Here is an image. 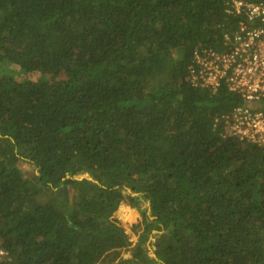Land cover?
Wrapping results in <instances>:
<instances>
[{"label": "trees", "instance_id": "obj_1", "mask_svg": "<svg viewBox=\"0 0 264 264\" xmlns=\"http://www.w3.org/2000/svg\"><path fill=\"white\" fill-rule=\"evenodd\" d=\"M232 1L0 0L10 264H264V146L221 135L237 93L188 79L244 20Z\"/></svg>", "mask_w": 264, "mask_h": 264}, {"label": "built area", "instance_id": "obj_2", "mask_svg": "<svg viewBox=\"0 0 264 264\" xmlns=\"http://www.w3.org/2000/svg\"><path fill=\"white\" fill-rule=\"evenodd\" d=\"M231 11L242 13L234 31L224 34L228 48L195 49L188 79L195 86L216 90L221 84L237 93L242 104L224 116L222 136L264 146V112L252 105L264 98V0H233ZM0 241V264H10Z\"/></svg>", "mask_w": 264, "mask_h": 264}, {"label": "rangeland", "instance_id": "obj_3", "mask_svg": "<svg viewBox=\"0 0 264 264\" xmlns=\"http://www.w3.org/2000/svg\"><path fill=\"white\" fill-rule=\"evenodd\" d=\"M24 168H25V170H26L27 173H30V172H32V170H33L32 165H29V164H27V163L24 164ZM69 193H70V198L73 199V198L75 197V194H76L77 192H75L74 190H71V191H69ZM74 199H75V198H74ZM119 204H123V205H127V206L131 207V208L133 209V211L136 212V214H137V216H138V219H137V220H132V221L130 222L131 224H129L128 226H125L124 223H126L127 221L124 220V219H123V221H119V220L115 219V217H112V216H110V219H113V220L117 221V222H118V223H119V224H120V225L126 230L127 234L129 235V239H130V241H131L132 239H135V241H137L138 236H139L141 230H139L138 233H134V231H133V227L142 221V218H143L142 212L139 210V208H137V207H135V206H132V205H130V204H127L126 202H124V200H123V201H120ZM146 205H147V204H145V203H141V208H144ZM135 243H136V242H135ZM135 243H134V244H135ZM133 246H134V245H130L127 249H126V248L124 249V251H126V253H124V256L122 255L124 259H128V258H126L127 255H128L127 253H129V254H130V257H131L132 247H133ZM146 246L149 248V252H151V254L153 255V252H152V250H151V249H152L151 243L148 242V243L146 244ZM122 252H123V251H122Z\"/></svg>", "mask_w": 264, "mask_h": 264}, {"label": "bare ground", "instance_id": "obj_4", "mask_svg": "<svg viewBox=\"0 0 264 264\" xmlns=\"http://www.w3.org/2000/svg\"><path fill=\"white\" fill-rule=\"evenodd\" d=\"M134 214H135V212H133L132 210L131 211H128V212H126V218L128 220H131L133 218V216L135 217Z\"/></svg>", "mask_w": 264, "mask_h": 264}, {"label": "crops", "instance_id": "obj_5", "mask_svg": "<svg viewBox=\"0 0 264 264\" xmlns=\"http://www.w3.org/2000/svg\"><path fill=\"white\" fill-rule=\"evenodd\" d=\"M126 231V230H125ZM136 241H135V239H132L131 240V245H134V243H135ZM124 253H126V251H124V249H123V252H122V255L124 256ZM128 255H127V257L126 258H129L130 257V254L129 253H127Z\"/></svg>", "mask_w": 264, "mask_h": 264}, {"label": "water", "instance_id": "obj_6", "mask_svg": "<svg viewBox=\"0 0 264 264\" xmlns=\"http://www.w3.org/2000/svg\"><path fill=\"white\" fill-rule=\"evenodd\" d=\"M63 192L65 193V192H66V190H63Z\"/></svg>", "mask_w": 264, "mask_h": 264}]
</instances>
